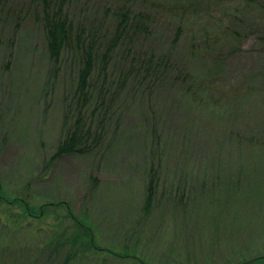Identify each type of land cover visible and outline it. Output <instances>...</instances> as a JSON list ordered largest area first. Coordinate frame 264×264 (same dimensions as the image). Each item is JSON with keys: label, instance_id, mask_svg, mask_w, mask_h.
<instances>
[{"label": "trees", "instance_id": "16d2710c", "mask_svg": "<svg viewBox=\"0 0 264 264\" xmlns=\"http://www.w3.org/2000/svg\"><path fill=\"white\" fill-rule=\"evenodd\" d=\"M16 1L0 0V24L18 30L33 17L42 29L48 60L59 75L67 66L70 82L64 95L63 135L55 150L27 155L11 169L0 164V251L21 244L20 238L29 247L33 236L37 247L29 264H56L55 255L64 257L62 264H157L143 255L145 231L142 227L137 231L134 223V244L103 243L100 226L90 214L99 178H90L89 191L76 210L72 200L57 193L50 176L63 156H89L102 147L113 124L112 111L124 96L137 99L161 86L176 90L177 103L188 108L192 124L198 121L204 129L206 123L211 125L215 141L204 153L203 167L197 162L204 154L181 139L184 129L177 126V154L169 160L163 155L158 163L160 146L155 142L161 138L160 127L149 123L146 129L153 128L157 147L152 144L143 164L144 221H150L158 205L159 171L167 162L175 175L165 195L184 208L180 215H189L186 222L191 217L188 211L200 208L198 202L215 199L230 206L228 198H235V192L244 205L239 209L242 214L250 216L258 202L264 217V67L244 86L223 81L219 89L217 84L249 37L260 34L264 46V0H18L19 5ZM167 42L172 49L177 47V53L166 48ZM260 92L256 101L253 97ZM136 99L133 105L142 120L144 106ZM2 151L0 144V155ZM196 165L200 166L194 171ZM210 171L218 177L214 183L224 184L214 191L205 184ZM243 177L244 185L238 182ZM172 216L176 221L177 213ZM180 222V231L186 232L189 221L186 227ZM231 264H264V254Z\"/></svg>", "mask_w": 264, "mask_h": 264}, {"label": "rangeland", "instance_id": "374dc122", "mask_svg": "<svg viewBox=\"0 0 264 264\" xmlns=\"http://www.w3.org/2000/svg\"><path fill=\"white\" fill-rule=\"evenodd\" d=\"M215 7L220 10L216 4ZM18 30L14 25L0 24V144L3 146L0 164L3 169H11L27 155L43 156L55 150L63 135L64 95L70 82L67 66L59 75L48 60L42 29L37 21L29 17ZM166 48L177 53V47L172 49L168 42ZM243 48L230 61L229 75L225 74L217 83L219 89L223 88V81L241 87L248 83L251 75L262 73L264 46L260 42V34L249 37ZM262 95L260 92L253 98L258 101ZM124 97L128 101H120L119 107L112 111L113 124L97 152L89 156L67 155L56 162L50 183L56 185L57 193L72 200L78 210L91 186L90 178H99L101 185L93 197L90 214L100 226L103 243L134 244L137 242V237L131 235L134 223L139 226L137 231L141 227L145 231L142 253L153 263L231 264L242 257L264 254V217L256 206L259 203H255L251 215L246 216L239 210L244 205L242 199L236 197L237 192L234 193L235 198H228L230 206L215 199L212 202L206 200L205 204L198 202L200 208L188 211L192 217L187 221L190 227L186 232L180 231V221L186 227L185 219L189 215L181 217L184 208L176 207V198L165 195L175 175L174 166L168 162L159 171L162 185L159 187L158 205L150 221H144L140 212L144 192L143 164L150 157L155 142L153 128L146 129L149 123L150 126L157 123L160 127L157 130L160 129L161 138L155 142L160 147L154 144L158 150V158H155L158 163L163 155L165 160H169L177 154V126L184 129L181 139L191 143L192 149L201 154L215 140L209 129L211 125L206 123L207 129H204L200 123L197 125L198 121L191 123L194 118L191 119L186 106L181 107L177 103V92L171 86H161L137 99ZM135 99L144 106L142 120L135 111ZM205 157L202 155L197 162L203 167L207 165ZM230 161L236 164L238 160ZM209 175L205 181L209 191L224 185L222 182L214 183L218 177L213 178L215 174L212 171ZM240 181L244 185L247 179L243 177ZM223 192L226 193L224 187ZM175 212L177 220L173 221ZM32 239L29 247L20 238L21 244L12 243L5 251H0V264H29L37 247V239L33 236ZM63 258L55 255L54 261L62 264ZM41 262L44 263L43 258Z\"/></svg>", "mask_w": 264, "mask_h": 264}]
</instances>
